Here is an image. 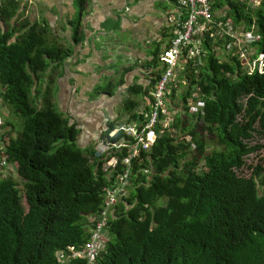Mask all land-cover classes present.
<instances>
[{
	"label": "trees",
	"instance_id": "obj_1",
	"mask_svg": "<svg viewBox=\"0 0 264 264\" xmlns=\"http://www.w3.org/2000/svg\"><path fill=\"white\" fill-rule=\"evenodd\" d=\"M235 1L210 0L211 11L228 4L227 17L247 27L257 17L260 39L253 45L264 52V0L247 13ZM22 3L0 0V99L22 119L15 137L6 140L1 137L13 124L3 123L10 129L0 134V156L16 164L24 182L19 188L13 178H0V264H88L69 258L68 247L79 250L89 242L104 189L113 180L105 165L118 157L114 172L119 173L128 155L127 147H112L113 142L133 139L108 121L105 134L112 148L107 154L78 146L81 129L57 109L52 84L42 76L60 69L71 51L49 42L48 26L22 19L27 1ZM75 3L83 14L87 0ZM78 33L79 25L75 43ZM163 37L147 60L150 84L132 85L131 94H148L161 77L172 36ZM203 48L206 55L196 72L188 63V86L181 95L186 101L195 93L201 109L177 115V135L155 129L150 149L132 161L133 186L108 221L109 239L94 264H264V165L249 178L238 173L250 154L264 149L249 144L254 132L264 135V72L249 74L236 57H217L207 38ZM45 80L47 85L40 86ZM130 102L132 111L138 103ZM130 115L143 117L136 111ZM186 133L191 142L180 138Z\"/></svg>",
	"mask_w": 264,
	"mask_h": 264
},
{
	"label": "built area",
	"instance_id": "obj_2",
	"mask_svg": "<svg viewBox=\"0 0 264 264\" xmlns=\"http://www.w3.org/2000/svg\"><path fill=\"white\" fill-rule=\"evenodd\" d=\"M235 2L247 13L260 8L263 0H236ZM176 7L179 16L173 29L168 33L172 37H168L170 44L163 60L161 77L147 94L148 100L145 101L144 107L136 111L143 117L133 120L134 122L140 120L138 125L134 124L130 129L133 141L131 144H128V141L122 145L112 144V147H127L128 155L122 158V168L119 173L114 172L120 163L118 157H112L107 162V171L111 169L114 173L112 182L104 189L101 216L96 227L93 228L89 242L83 248L76 250L74 247H68L69 258L79 257L87 260L88 264H94L95 257L105 249L109 239L106 234L108 221L111 217H115L114 209L129 194L132 161L141 151L150 149L157 136L155 129L158 128L160 133L169 130L173 135H177L178 130L173 126L177 115L188 114L189 116L201 109L203 104L193 93L187 94L186 101L179 96L183 110L179 113L178 110L175 111L173 104L175 95L172 88H175L176 94L180 89H182L181 95L184 94L188 86L186 77L188 63L192 62L191 67L196 72L195 67L202 64L206 55L203 48L206 38L209 47L213 49V54L217 57L223 60L236 57L249 74L256 70L264 72V52H258V47L253 45L260 39L257 34V17H253L251 26L247 27L244 24H235L231 18L227 17L230 11L228 4L219 8L218 12L211 11L210 0H177ZM183 15L185 20L182 22ZM252 47L255 48L254 51ZM193 88L198 89L196 83ZM185 103L188 106L187 110L184 108ZM1 122L0 119V125ZM180 138L191 142L189 133L180 134ZM191 149H194L192 144ZM5 164H7L5 156L1 155L0 166ZM91 219L94 220L93 217ZM57 256L59 261L65 260L63 251H59Z\"/></svg>",
	"mask_w": 264,
	"mask_h": 264
},
{
	"label": "crops",
	"instance_id": "obj_3",
	"mask_svg": "<svg viewBox=\"0 0 264 264\" xmlns=\"http://www.w3.org/2000/svg\"><path fill=\"white\" fill-rule=\"evenodd\" d=\"M48 1V0H46ZM50 1V7L53 6L54 0ZM60 6L59 11L62 13H75L76 8L73 6L74 0H59ZM170 1H174L171 9L169 8ZM35 2V0H31ZM23 2L22 5L24 7ZM177 0H90V4L86 7L84 13H87V17L84 20L86 34L92 36L93 42H90V39L86 42L80 44L74 43L76 50L71 56H68L61 64L60 69L56 70L53 75H56L60 71H68L67 75L64 77L62 85L60 84L59 90L56 92L55 102L61 106V111L69 115V122L77 123L81 132L78 137V142L82 139V136L86 132V128L83 127L85 122L90 124L89 131L95 144L96 149L103 154H107L109 147L107 148L108 136L105 134L104 129L107 127L108 121L116 122V125H120L125 119L132 118L130 114L132 112L142 109L145 105L146 98L144 93L141 99L136 100L130 95V87L132 85L138 84L143 87H147L150 84L152 79L151 67L148 66L147 60L151 59V52H145V50L140 49V47L135 48V45L131 42L125 43H101V34L92 33L87 30L88 25H92L95 29L99 31L103 28V25L106 21L110 20L112 26L120 27L122 32L130 31L131 36L136 42L140 44H151V43H161L164 42L165 33H169L173 29V25L177 21L179 16L177 10ZM92 8L93 15L89 13V10ZM33 9L31 23L39 22L41 25H46L49 27L51 44H66L67 41H73L72 38L69 39H60V33L58 32V16L54 13V10L51 12L39 13V8L35 5H31ZM177 14V15H176ZM26 14L22 19H26ZM61 22L63 24H68L69 19L62 17ZM147 24V25H144ZM82 28V26H81ZM111 34H114L112 32ZM70 36V34H69ZM79 40V36H78ZM54 41L56 43H54ZM99 42L101 48L96 49L95 45ZM118 44L121 50L124 53V56H120L119 53H114L113 45ZM81 45H83L84 51H80ZM66 48V47H64ZM146 49V47H144ZM101 50L103 52H101ZM152 50V49H151ZM107 52L108 54H105ZM110 55L111 57H108ZM85 59V60H84ZM123 59V71L121 73H115L118 70V66L114 65L116 60ZM84 60V61H83ZM99 60V66L104 67L99 71V76L95 75L92 78L82 77L79 72L70 71L71 66H75L84 70ZM51 72V69L48 73ZM52 75V76H53ZM105 76L108 78L106 81L108 85L113 84L112 80L115 77L120 78L118 81L119 86L115 88H108L105 90V87L100 85L104 82ZM62 78V77H61ZM77 81L76 84L72 80ZM99 79V102H93L84 104L82 102V96L79 99H76V93L80 89V85L87 82H94ZM69 80V83H68ZM122 80V81H121ZM45 82V81H44ZM43 82V83H44ZM46 83V82H45ZM41 84V82H40ZM93 87V85L89 88ZM85 88V87H81ZM135 100L138 103V106L132 111L127 110L128 106L132 105L130 101ZM68 101V103H66ZM67 108H66V106ZM99 105H101L99 107ZM99 107V117L96 118L97 110L90 112L89 107ZM106 109L104 110L103 108ZM68 113V114H67ZM135 119V118H134ZM133 119V120H134ZM2 123L5 124V121ZM3 124V125H4ZM2 129L9 130L10 126H3ZM98 141V142H97ZM100 149V150H99ZM105 171L108 170V164L106 163ZM109 174L113 175L111 169H109ZM116 208L114 209L115 212Z\"/></svg>",
	"mask_w": 264,
	"mask_h": 264
},
{
	"label": "rangeland",
	"instance_id": "obj_4",
	"mask_svg": "<svg viewBox=\"0 0 264 264\" xmlns=\"http://www.w3.org/2000/svg\"><path fill=\"white\" fill-rule=\"evenodd\" d=\"M23 2L27 1L26 4V16L28 20H31L32 18V13H33V9H31V5L30 2L31 0H22ZM33 4H35L38 8H39V13L41 14V11L43 13L51 12L52 10H54V13L57 14L58 16V24H59V28H58V32L60 33L61 38L60 39H69L72 38L73 41H67L66 44H60L63 45V47H66V49H70L71 54L70 56L74 53V50H76L75 48V41H74V35H75V28L78 27L79 25V33L78 36L80 35V39L78 41L77 44H80L82 42H86L88 41V39H90V42H93V39L91 38L92 36H88L85 32V30H83V28H85V24H84V20L85 18L88 16L87 13L81 14V12L79 11V7L77 6V4L75 3V0L73 2V6L76 8V12L75 13H62L60 12L59 6H60V1L59 0H54L53 1V6L50 7V1H46V0H35V2H33ZM90 4V0H87V4L86 7ZM174 1H170L169 4V8L171 9V7L173 6ZM25 6V4H24ZM85 7V9H86ZM89 13L91 15H93V10L92 8L89 10ZM177 15V14H176ZM67 18L69 19V23L63 24L61 22V18ZM110 20L106 21L103 25V28L99 31V29H95V27H93L92 25H88L87 26V30L89 32L92 33H99L101 34V43H125L128 41H131L134 45L135 48L140 47V49L145 50V52H151V49H154L156 47L155 43H151V44H140L139 42H136L133 37L130 34V31H126V32H122V29L120 27H116L115 25L112 26V22H109ZM74 22V23H72ZM147 25V24H144ZM82 26V28H81ZM0 29H4V25L3 22L0 21ZM51 32V31H50ZM112 32H114V34H111ZM52 33V32H51ZM70 34V36H69ZM50 33L48 35V39H50ZM54 43H56L54 41ZM96 49L99 50L101 48V45L99 42L96 43L95 45ZM146 47V49L144 48ZM254 47H252V51H254ZM80 51H84L83 49V45H81V49ZM114 53H119L120 56H124V53H120L123 52V50H121V48L119 47L118 44H114L113 45V50ZM101 52H103L101 50ZM105 54H108L107 52H105ZM108 57H111L110 55H108ZM85 60V59H84ZM83 60V61H84ZM123 59H119L116 60L114 62L115 66H118V70L115 71V73H121L123 71ZM104 67H100L99 66V60H97L96 62H94L91 67H88L84 70H81L78 67L75 66H71L70 71L72 72H79L81 74L82 77H88V78H92L95 75L99 76V71L101 69H103ZM68 71H60L59 73H57L56 75L51 76L53 73H45L42 76L47 78L49 80V83H51V89L52 91L55 93L54 94V99L56 100L55 96H56V92L59 90L60 88V84L62 85V82L64 81V77L67 75ZM62 77V78H61ZM108 77L105 76V79L103 80L104 82L100 83V85H102L103 87H105V90H107L108 88H115L116 86H119L118 81H120V78L115 77V78H111L109 80L113 81V84L108 85V82L106 81ZM47 80H45L46 82ZM122 81V80H121ZM44 83L40 84V86H44ZM72 82L74 84H76L77 81H75L74 79L72 80ZM69 83V80H68ZM47 85V83H46ZM90 85L93 87L89 88ZM81 87H85V88H81ZM151 91V90H150ZM182 93V89H180L178 91V94L175 93V97L173 98V104L175 107V111L178 110V113L183 110V107L181 105V98L179 96H181ZM133 96L134 99L139 100L142 98V96H146L147 94H130ZM83 97L82 102H84V104H88V103H93V102H99V79H97L94 82H87L84 84L80 85V89L78 90V92L76 93V99H79L80 97ZM147 100V98H146ZM68 103V101L66 102ZM66 106V105H65ZM101 105H99L100 107ZM56 107L58 110L61 111V106L56 103ZM99 107H89L88 110L90 112H94L95 110H97V115L96 118L99 117ZM67 108V106H66ZM104 110L106 109L103 108ZM68 114V113H67ZM66 117H69V115H66ZM190 116V115H189ZM0 119L1 121H9L13 124V128L12 131H10L8 134H6L5 136H2L1 139L6 140L9 136H13L15 137L17 130L21 129L22 127V119L19 118L18 116L14 115L12 113L11 108L6 105L3 104L1 102L0 99ZM1 122V124H2ZM139 121L134 122L133 120H130V118L125 119L122 123H120L118 129H123L124 132L128 135V136H132V134L130 133V129L134 124H139ZM2 126H4L2 124ZM83 127L86 128V132L85 134L82 136V139L80 140V142H78V146H80L81 148L85 149V150H91L92 148H96L97 146L95 144L96 140L94 141L93 137L91 136V132L89 131L90 129V124L85 122L83 124ZM3 132V129H0V134ZM254 136L249 140V144L250 146H260V145H264V135L260 132H254L253 133ZM98 142V141H97ZM108 148V146H107ZM100 150V149H99ZM93 161V160H91ZM258 165H264V149H259L256 153L250 154L247 158H246V166L239 171V175L242 177H246L249 178L254 170L255 167H257ZM13 178L15 180V182L17 183V186L19 188H21L24 184V182L22 180H19L16 174V164L15 163H7L4 166H0V178ZM132 184L130 187V191L132 188ZM162 202V201H161Z\"/></svg>",
	"mask_w": 264,
	"mask_h": 264
},
{
	"label": "clouds",
	"instance_id": "obj_5",
	"mask_svg": "<svg viewBox=\"0 0 264 264\" xmlns=\"http://www.w3.org/2000/svg\"><path fill=\"white\" fill-rule=\"evenodd\" d=\"M134 118H130V120H133ZM116 127H119V125H116ZM2 127H0V129H1ZM107 129H108V126L104 129V131L105 132H107ZM113 144H114V142H113ZM120 145V144H119ZM109 148L111 147V146H109V144L107 145ZM112 148V147H111Z\"/></svg>",
	"mask_w": 264,
	"mask_h": 264
}]
</instances>
